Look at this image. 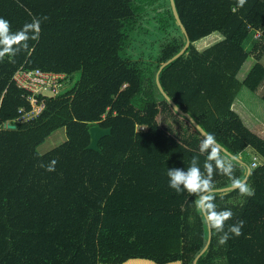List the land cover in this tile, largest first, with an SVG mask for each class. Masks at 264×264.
<instances>
[{
  "label": "trees",
  "instance_id": "obj_1",
  "mask_svg": "<svg viewBox=\"0 0 264 264\" xmlns=\"http://www.w3.org/2000/svg\"><path fill=\"white\" fill-rule=\"evenodd\" d=\"M156 2L159 28L177 29L179 36L155 58L132 60L125 54L129 38ZM175 4L191 44L161 70L164 91L230 153L251 150L262 159L246 181L253 196L238 189L215 193L217 210L233 213L225 230L243 221L242 234L221 245L222 233L211 227L208 250L196 264H264V139L232 109L242 87L254 91L264 80V0L242 7L239 0ZM0 17L13 32L41 20L38 38L0 59V264H193L208 225L195 207L199 196L169 188L167 169L187 170L196 158L207 175L208 154L200 151L204 137L156 85L160 65L185 43L169 0H0ZM215 32L223 38L195 47ZM252 37L257 41L248 51ZM252 54L255 61L240 79ZM22 68L74 80L57 95H36L44 108L26 122L17 118L19 109H30L31 92L14 80ZM93 125L111 129L100 151L87 148ZM59 128L66 140L39 153ZM53 160L55 170L46 171ZM231 162V177L213 172L214 189L244 179L245 167Z\"/></svg>",
  "mask_w": 264,
  "mask_h": 264
},
{
  "label": "clouds",
  "instance_id": "obj_2",
  "mask_svg": "<svg viewBox=\"0 0 264 264\" xmlns=\"http://www.w3.org/2000/svg\"><path fill=\"white\" fill-rule=\"evenodd\" d=\"M246 0H239V6H243ZM46 19V18H45ZM41 20L33 18L31 22L25 23L18 31L13 32L10 21L0 17V59L5 56L14 57L17 52L27 46L29 39L38 38ZM200 151L207 153L208 163L205 165L207 175L202 174L201 169L196 166V158H193L187 170L170 167L167 169L168 186L176 193L187 192L197 194L199 199L195 207L199 211L202 219L214 228L220 235L218 243L224 245L231 236H240L244 226L243 221L228 225L225 230V222L230 220L233 213L230 209L217 210L215 203L216 195L213 184V172L218 170L229 177L233 173L232 158L221 154L216 138L212 134H207L201 142ZM56 161H51L46 167V171L55 170ZM233 187L239 190L243 196L251 197L254 189L245 180L233 179Z\"/></svg>",
  "mask_w": 264,
  "mask_h": 264
},
{
  "label": "rangeland",
  "instance_id": "obj_3",
  "mask_svg": "<svg viewBox=\"0 0 264 264\" xmlns=\"http://www.w3.org/2000/svg\"><path fill=\"white\" fill-rule=\"evenodd\" d=\"M164 3L166 4L165 1ZM158 4L159 3L156 2L151 6H147L146 11L143 13L141 19L138 20V24L141 27L137 28L129 38L125 54L126 56L131 57L132 60H149L155 58L158 55L160 47L163 43L171 39L173 36H179V32L177 31V29L172 30L171 28L167 31H162L159 28L160 25L157 19L159 18L158 11H161L162 8H160ZM222 38L223 36L220 33L215 32L195 42L194 45L199 51H201L206 49L213 43L221 40ZM256 41L257 39L252 37L250 42L246 43V49L248 51H251L253 45L256 44ZM253 57L254 54L248 57L245 63L243 64L242 68L240 69L238 75L240 76V79H243V77L253 65L255 61ZM260 61L264 65V53ZM58 79H61L59 80L60 89L58 91L57 88H55L56 91L49 90V86L39 87L37 85H32L31 87L34 93L37 95L44 94L46 96H51L53 93H60L62 92V90L68 89L74 83L73 79L69 78L68 76H65L63 78V75L60 78H54L52 80L58 85ZM263 93L264 80L254 91H251L246 87H242L238 92L233 104L239 107L240 111H238L237 114L239 115L244 124L247 123L248 120L251 124H253V120L255 121V124L253 126H250L248 123L247 125L250 127V130L252 128L251 132L264 139V101L262 100ZM34 105L36 106V110L39 109V104L36 105V103H34ZM251 113H255L258 118L254 119ZM164 117H160L161 123L163 125L166 124L168 126L170 123ZM65 140V130L64 128H59L58 130L51 133L50 136L47 137L45 141L38 146V151L39 153L44 154L50 151L51 149L57 147L58 145L62 144ZM252 152L253 151L251 150H247L246 152L244 151L242 154H240L239 158H241V160H243L244 162L250 163L251 160H254V158L252 159V157L254 156ZM256 159V161L262 162V159Z\"/></svg>",
  "mask_w": 264,
  "mask_h": 264
},
{
  "label": "water",
  "instance_id": "obj_4",
  "mask_svg": "<svg viewBox=\"0 0 264 264\" xmlns=\"http://www.w3.org/2000/svg\"><path fill=\"white\" fill-rule=\"evenodd\" d=\"M169 7L171 10V13L174 17L175 23L176 25L179 27L182 35H183V39H184V46L182 47V49L175 54L173 57H171L170 59H168L167 61L163 62L157 73H156V85L160 91V93L162 94V96L167 100V102L172 106L173 110L179 115V116H183L185 117L195 128L196 130L203 136L205 137L208 133L203 129V127L186 111L182 110L171 98L170 96L164 91L160 80H159V74L161 72V70L170 62H172L173 60H175L176 58H178L180 55H182L185 50L189 47V45L191 44V41L189 39L187 30L185 28V26L183 25L176 4H175V0H169ZM6 127L9 128H15L16 125L15 124H7ZM90 143L87 146L88 149H92L95 151H100L99 149V141L102 137L106 136V135H110L111 133V129L110 128H104L101 127L99 125H93L90 127ZM219 148L221 149V153L224 154L227 157H230L232 159H235L236 161H238L241 165H243L245 167V177L243 180L247 181V178L250 174L251 171V166L248 165L246 162H244L243 160H241L239 157L233 155L232 153H230L225 147H223L221 144H219L217 142ZM236 188L233 187V185L231 186H226V187H222V188H216L215 193H228L232 190H235ZM208 225V238H207V242L206 245L203 247V249L200 251V253L196 256V258L194 259L193 264L197 263L198 258L203 255L207 250H208V246L210 244V240H211V227Z\"/></svg>",
  "mask_w": 264,
  "mask_h": 264
},
{
  "label": "built area",
  "instance_id": "obj_5",
  "mask_svg": "<svg viewBox=\"0 0 264 264\" xmlns=\"http://www.w3.org/2000/svg\"><path fill=\"white\" fill-rule=\"evenodd\" d=\"M257 34V35H256ZM255 36L258 37L260 33H256ZM63 75V78L66 76L65 74H57L53 72H45L40 69H34V70H27V69H20L18 72L14 75V80L17 82V84L25 88L26 90L30 91L31 93L26 96V99L29 101L30 104V109L29 110H24L23 108L19 109V114L20 117L17 118L18 121L21 122H26L34 117L38 116L41 111L44 108V100H39L37 98V94L34 93L32 89V85H37V86H49V90L56 91L55 88H57V91L60 89L59 86V80H57L58 85L52 80L54 78H60ZM67 77V76H66ZM28 85V86H27ZM54 88V89H53ZM64 91V90H62ZM53 93V92H52ZM61 93V92H60ZM58 93H53V95H57ZM39 104V109L36 110V106L34 105ZM258 162L256 161V158L251 163V167L257 166Z\"/></svg>",
  "mask_w": 264,
  "mask_h": 264
},
{
  "label": "crops",
  "instance_id": "obj_6",
  "mask_svg": "<svg viewBox=\"0 0 264 264\" xmlns=\"http://www.w3.org/2000/svg\"><path fill=\"white\" fill-rule=\"evenodd\" d=\"M234 103V102H233ZM232 107H233V110L237 113L238 111H240V109H239V107L238 106H235L234 104H232ZM251 115L253 116V118L254 119H256V118H258V116H256V114L255 113H251ZM250 126H253L254 124H255V121L253 120V124H251L250 122H249V120H248V122H247ZM247 123H245V126L247 127V128H249L250 129V127L247 125ZM263 125V124H262ZM264 126V125H263ZM251 130H252V128H251ZM257 130V129H256ZM258 131V130H257ZM254 157V156H253ZM252 157V158H253Z\"/></svg>",
  "mask_w": 264,
  "mask_h": 264
}]
</instances>
